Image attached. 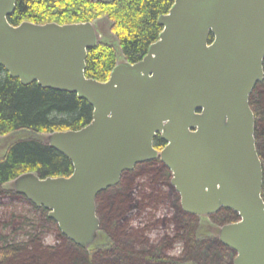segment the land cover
I'll return each instance as SVG.
<instances>
[{
    "label": "water",
    "instance_id": "95a60500",
    "mask_svg": "<svg viewBox=\"0 0 264 264\" xmlns=\"http://www.w3.org/2000/svg\"><path fill=\"white\" fill-rule=\"evenodd\" d=\"M16 2L0 0V66L24 85L76 93L94 110L81 129L44 138L72 161L71 175L28 172L12 190L46 208L88 250L101 229L99 193L159 156L184 212L237 213L218 229L236 253L232 264H264V170L250 105L264 80V0H175L147 54L118 62L107 81L86 75L88 52L102 39L95 22L13 25ZM158 135L167 143L162 151L154 146Z\"/></svg>",
    "mask_w": 264,
    "mask_h": 264
},
{
    "label": "trees",
    "instance_id": "16d2710c",
    "mask_svg": "<svg viewBox=\"0 0 264 264\" xmlns=\"http://www.w3.org/2000/svg\"><path fill=\"white\" fill-rule=\"evenodd\" d=\"M174 2L175 0H115L112 3L96 0H17L9 21L13 25L24 21L38 24L88 21L100 24L101 21H106L108 30L98 27L102 39L88 52L86 75L88 78L107 81L119 58L134 63L147 54L149 46L158 40L162 31L158 23L159 17L168 13ZM210 38L213 39V35ZM250 104L256 118L255 138L264 170V80L256 86L250 97ZM93 110V106L76 93L44 88L37 82L24 85L19 78L12 77L0 66V136L21 131L32 133L15 139L0 154V198L24 201L31 207L27 214H11V219L5 224L7 228L16 224L11 234L0 233V264H119L133 259L140 262L146 255L143 253L127 257L123 245H116L115 236L118 234L121 239L125 235L132 244L140 241L143 245L147 244L145 238L135 230L134 224H130L131 211L140 208L148 199L156 198L157 203V199L168 198L163 192V187L169 186L168 172L163 166L154 162L147 163L141 169L127 173L117 187L101 194L100 212L113 239L101 232L100 239L91 247V251L68 239L49 217L46 208L37 207L10 186L14 179L28 172H34L42 178L71 175L74 170L72 161L47 144L40 135L81 129L92 121ZM144 175L147 177L146 182L137 184V178ZM262 196L264 199V185ZM179 210L183 214L180 207ZM218 214L225 218V224L238 220L237 213L229 209H221L216 216ZM188 216L193 220L189 219L187 226L182 227L180 237L186 240L190 254L197 246H206L210 247V252L220 253L215 255L224 258L223 264L230 261L233 263L236 254L218 241L208 245L211 237H206L207 234L198 238L197 230L195 232L192 226L196 216ZM46 227L59 234L62 244L50 248L42 245L41 236ZM181 232L187 234L183 233L182 236ZM142 247L146 249L147 246ZM153 257L150 256V259L155 264H173L169 259ZM184 264L199 262L189 259Z\"/></svg>",
    "mask_w": 264,
    "mask_h": 264
},
{
    "label": "rangeland",
    "instance_id": "374dc122",
    "mask_svg": "<svg viewBox=\"0 0 264 264\" xmlns=\"http://www.w3.org/2000/svg\"><path fill=\"white\" fill-rule=\"evenodd\" d=\"M95 23L98 25L97 27H102L103 29L108 30V24L106 21L103 20L100 22V24H98L95 21ZM120 61H124V60L121 58L119 59V62ZM31 134L32 133L28 131H21L9 135H4V136L1 135L0 154L4 153L8 145L11 142H13L15 139L19 137L29 136ZM48 134L50 133L42 134L40 135V137L44 140V138ZM142 182H146V181L142 180ZM164 189H165V195H168V198L157 199L158 201L157 203L153 202L149 206H146L145 208L142 209L136 208L131 211L132 217L130 220V224L131 225L134 224L137 230L142 231L143 238L148 239L147 244L144 243L143 245V242L140 241L138 242V245H136V247H131V250L135 249L136 253H138V251L142 252V254L139 253L140 255H143V252L146 254L144 255V258L140 259L139 264H155L153 260L150 259V256L152 258L153 255L155 258H159V259H163V260L169 259L168 261H170L173 264H178V263L184 264L189 259H193L195 260V262H199V264H223L224 258L221 259V255L216 257V255L220 253L210 252L211 251V249H209L210 247L204 246L202 248L197 246L196 248H194L193 253L190 254L191 250L190 251L188 250L189 247L185 242L186 240L180 237V231L183 226H187L188 224L187 221H189V219L190 220L193 219L190 218V216L185 215L184 212L183 214L180 213L179 207L181 209V205L179 201H177L178 199L176 193L171 189V187L165 186ZM30 208L31 207L28 205V203H25L24 201H20V200L15 201L9 198L6 199L0 198V233L4 235L11 234V231H13L16 224H14L15 226H10L8 228L5 227L6 226L5 224L11 219V214L15 213L19 215H24L29 212ZM217 216L215 215L213 217V220L210 218L197 219L196 217H194V221H192L193 229L195 230V232L197 230L196 235L198 238L204 237L202 234H207L206 237L208 236L211 237L210 239H208V245L210 244L212 245L213 243L218 241L212 235V233L217 234V232H214L213 230L220 229V227L226 223L225 218L220 217L219 214ZM105 225L106 224H104V221L102 219V227H106ZM189 230L190 228L188 229V231ZM44 231L45 232H43L41 236L42 245L44 247L50 248L62 244L61 242L62 239L59 237V234L56 231H54L53 229H48L47 227L44 229ZM181 233L183 236L184 232ZM167 237L169 238V240ZM115 238H117L116 245L119 244L118 245L119 247H120V243L121 245L126 244L125 240L122 243V240L119 239L118 234H116ZM171 238L172 241L170 240ZM145 245L147 246L146 249L142 247ZM124 263L127 262L123 261V263H119V264H124Z\"/></svg>",
    "mask_w": 264,
    "mask_h": 264
},
{
    "label": "flooded vegetation",
    "instance_id": "af4514ba",
    "mask_svg": "<svg viewBox=\"0 0 264 264\" xmlns=\"http://www.w3.org/2000/svg\"><path fill=\"white\" fill-rule=\"evenodd\" d=\"M118 51V50H117ZM118 53H120L119 51H118ZM119 59H121V58H119ZM123 59V58H122ZM124 60V59H123ZM261 83V82H260ZM258 85V84H257ZM256 85V86H257ZM256 86H255V88H256ZM255 88H254V90H255ZM254 90H253V92H254ZM253 92L251 93V95L253 94ZM251 95H250V97H251ZM251 105V104H250ZM256 119V118H255ZM158 140H160V142H158ZM166 142L158 135L156 138H155V140H154V146H155V148L158 150V151H162L163 150V148H165V146H166ZM152 162H154V163H156L157 165H160V166H163L166 170H167V172H168V178H167V182H168V184H169V186H166V187H171V189L176 193V196H177V201H179V203H180V205H181V198H180V194L178 193V191L176 190V188L173 186V184H172V180H173V172H172V170L163 162V160L158 156V157H156V158H154V159H151V160H149V161H145V162H142V163H139V164H137L135 167H134V169H132V170H129V171H125V172H123L122 173V175H121V178H120V181H119V183L117 184V185H115V186H113V187H109V188H107L106 190H104V191H102V192H100L99 193V195H98V197H97V200H96V205H97V215H98V217H99V219H100V225H101V229H100V232H99V236H98V239L96 240V242L100 239V237H101V232H104V233H106L111 239H113L112 238V234L110 233V231H109V229L107 228V227H102V215H100L101 214V212H100V204H99V198H100V196H101V194H103V193H105L106 191H108V190H110V189H113V188H115V187H117L121 182H122V180L124 179V176L127 174V173H132L133 171H135L136 169H141L140 167L141 166H143V165H145V164H147V163H152ZM139 172V171H138ZM146 175H144V176H142V177H138L137 178V184L138 183H143L142 182V180H145V179H147V177H145ZM164 188V187H163ZM150 193H151V190H148ZM148 192V193H149ZM163 192H165V189H163ZM156 199V198H155ZM154 198L153 199H148V201H146L145 203H143L142 205H141V207L140 208H145L146 206H149L151 203H153V202H156V200H155ZM181 209H182V207H181ZM183 210V209H182ZM184 212V211H183ZM185 214H187V215H191V214H189V213H186V212H184ZM217 214V213H216ZM216 214H214V215H211V216H207V217H202V216H196V217H198L199 219H201V218H210V219H212L213 220V217L216 215ZM193 216V215H192ZM135 227V226H134ZM145 229H148V228H145ZM144 229V230H145ZM135 230L136 231H138V234L139 235H143V233H142V231H140V230H137L136 228H135ZM214 232H217V234L216 233H212V235H213V237H215V239H217L218 240V242H220L221 243V241H220V239H219V231H218V229H215V230H213ZM144 232V231H143ZM168 238V237H167ZM121 240H122V243H123V241L125 240V243L126 244H123V249H124V251H125V253H126V256L127 257H135V256H137V254H139V253H141L142 254V252H139L138 251V253H136V251H135V249H132L131 250V247H136V245H138L137 243L136 244H132L131 242H130V240L128 239V237H126L125 235H122V237H121ZM168 240H169V238H168ZM171 241H172V238L170 239ZM145 241L148 243V239L147 238H145ZM95 242V243H96ZM94 243V244H95ZM93 244V245H94ZM142 244V243H141ZM222 244V243H221ZM92 245V246H93ZM133 245V246H132ZM92 246H90L89 247V249H88V251H91V247ZM146 246V245H145ZM225 246V245H224ZM227 247V246H226ZM129 248H130V250H129ZM230 249V248H229ZM231 250V249H230ZM129 251H131V252H129ZM233 251V250H232ZM127 252H129V253H131V255L129 254V253H127ZM234 252V251H233ZM132 253H134L133 255H132ZM144 253V252H143ZM145 254V253H144ZM234 255L236 254L235 252L233 253ZM154 256V255H153ZM129 264H139V262H137L135 259H133V260H131V261H129L128 262ZM128 263H126V264H128Z\"/></svg>",
    "mask_w": 264,
    "mask_h": 264
}]
</instances>
